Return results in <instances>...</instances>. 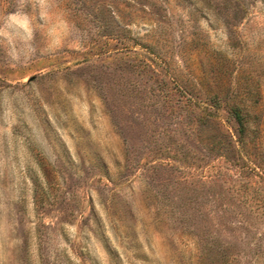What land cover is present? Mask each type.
Instances as JSON below:
<instances>
[{"label":"rangeland","instance_id":"obj_1","mask_svg":"<svg viewBox=\"0 0 264 264\" xmlns=\"http://www.w3.org/2000/svg\"><path fill=\"white\" fill-rule=\"evenodd\" d=\"M0 264H264V0H0Z\"/></svg>","mask_w":264,"mask_h":264},{"label":"trees","instance_id":"obj_2","mask_svg":"<svg viewBox=\"0 0 264 264\" xmlns=\"http://www.w3.org/2000/svg\"><path fill=\"white\" fill-rule=\"evenodd\" d=\"M235 114H236L237 121L240 125V130L241 132H244L246 129L245 117L242 115V113L238 109L235 111Z\"/></svg>","mask_w":264,"mask_h":264}]
</instances>
